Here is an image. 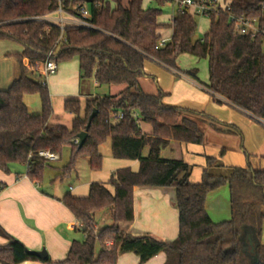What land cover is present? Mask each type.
<instances>
[{
  "label": "trees",
  "instance_id": "1",
  "mask_svg": "<svg viewBox=\"0 0 264 264\" xmlns=\"http://www.w3.org/2000/svg\"><path fill=\"white\" fill-rule=\"evenodd\" d=\"M66 11L71 5L88 4L90 23L96 30L57 27L40 22H13L20 18L44 16L57 8L55 0H5L0 8V41L21 47L19 54H8L18 68V77L8 89L0 91V172L8 175L14 165L25 167V177L32 183L42 181L44 168L51 163L38 157L50 152L59 159L69 150V161L57 177L69 178L76 161L86 158L88 168L102 167L99 148L109 140L115 160L138 163V170L119 169L106 184L94 182L86 197L64 195L60 202L77 223L81 241H72L64 260L44 264H116L119 255L132 253L144 264L164 253V264H264V173L251 167L231 168L229 177L202 172L199 183L189 181L190 167L178 147L201 146L202 125L190 115L210 121V117L163 104L166 96L159 92L149 96L142 92L139 80L145 76L144 64L156 63L166 71L178 72L202 85L218 105H227L264 121V37L240 36L229 17L257 20L264 29L261 4L264 0H223L227 10L209 17V28L201 40L195 39L196 23L186 13L175 14L168 24L159 21L160 10L146 9L143 0H61ZM160 6L161 0H154ZM95 3L99 8H93ZM169 41L159 46L163 33ZM54 62L76 58L80 82L94 81L98 87H121L115 96L64 101V112L71 116L70 127L50 124L53 115L46 82L34 80L30 70L42 65L59 37ZM207 61L208 80L200 83L197 70L182 72L181 55ZM27 61L28 68L23 65ZM37 95L41 110L30 115L23 103L25 96ZM96 111L90 127L88 118ZM123 118L114 122L113 117ZM138 121L150 127V134L140 129ZM87 137L79 148L77 136ZM227 133H237L229 130ZM214 163L206 158L207 166ZM108 187L112 189L110 192ZM226 186L230 219L213 223L205 210L210 193ZM135 187L173 188L178 213V236L163 244L150 237H132L119 225L133 220L132 192ZM5 185L0 183V194ZM108 210L111 224L96 228V212ZM0 264L42 262L30 255L26 247L0 227ZM248 238L252 240V248Z\"/></svg>",
  "mask_w": 264,
  "mask_h": 264
},
{
  "label": "crops",
  "instance_id": "2",
  "mask_svg": "<svg viewBox=\"0 0 264 264\" xmlns=\"http://www.w3.org/2000/svg\"><path fill=\"white\" fill-rule=\"evenodd\" d=\"M160 23L165 24L163 21ZM165 33L168 34V37L163 36V38L169 41L171 34L169 31H165L163 34L165 35ZM20 52L21 49L20 51L0 50V91L8 89L18 77L16 62L14 59L6 57V55L19 54ZM23 65L25 67L28 66L26 60L23 61ZM158 69L166 71L156 63L145 62V76L139 80L140 88L144 94L156 96L161 92L166 96H170V98H163V104L203 114L215 120L216 128L226 131L225 133L215 132L208 126L210 121L204 117L199 115L189 116L198 123L206 122V124L201 126L204 132L203 145H186L182 146L181 149L178 147L179 152L181 153L182 151L184 162L188 166L195 163V161L198 162V166L194 164L198 170L194 174L195 182L190 181L193 177L194 170L192 168L194 167L189 166V181L191 183L195 184L201 181L204 169H207L211 176L223 178L229 177L231 168L234 167L245 168L249 166L253 170L264 173V124H262V121H256L246 113L225 104H216L202 85L178 72L170 73L167 71L173 75V79L170 82H165L162 72ZM75 76L78 91L76 94L71 93L72 95H76L78 100L84 101L86 99L100 98L94 97L91 93L92 87H98L94 81L80 82L79 70ZM142 80H150L152 88L147 91ZM108 89L112 92V96H115L122 88L109 87ZM25 97L23 98V103L28 111ZM40 110L41 106L39 110H34L33 113L28 111V113L37 115ZM51 119L50 124L56 125L51 122ZM138 125L143 133L150 134V127L145 129L140 121H138ZM235 129L237 133H227V131ZM206 158L214 160V163L209 167L206 164ZM107 166L109 167L108 175L107 172L105 175H100L91 171L92 174H90L88 182L77 185L75 188L69 186L68 189L62 192L56 187H52L41 193L40 189L38 190L39 185L30 182L25 177V170L19 172L16 170L15 165L11 167V173L8 175L0 172V183L5 185L4 190L0 194V227L13 239L21 242L28 251L40 252L44 249L49 261L59 262L64 260L72 241H81L83 236L77 232L76 221L61 204L60 199L66 194H71L74 197H86L91 183L106 184L111 174L115 171L129 168L131 171L136 172L139 165L137 162L113 159L108 161ZM107 188L110 192L112 191L110 187L107 186ZM227 196L229 197L228 188L226 187ZM208 197L205 203V210L210 218L211 206H208L211 202H208ZM132 209V222L119 225L126 234L136 238L150 237L163 244H169L177 238L178 213L175 206L173 188L135 187L132 192ZM99 212L94 215L95 222L96 215ZM101 221L105 224L102 218ZM99 226L96 222L97 229H99ZM6 244L7 241L0 237V246H5ZM165 261V254L160 253L144 264H164ZM21 264L44 263L26 261ZM116 264L140 263L137 256L128 253L119 255Z\"/></svg>",
  "mask_w": 264,
  "mask_h": 264
},
{
  "label": "rangeland",
  "instance_id": "3",
  "mask_svg": "<svg viewBox=\"0 0 264 264\" xmlns=\"http://www.w3.org/2000/svg\"><path fill=\"white\" fill-rule=\"evenodd\" d=\"M217 1L220 5L222 6L224 5L223 0H217ZM143 7L146 9L160 10L161 16L159 18V21L160 22L163 21L165 24H167L170 21V18L172 17V14L174 12V8L171 5L166 4L160 6L154 0H143ZM194 20L196 23L195 39L201 40L209 28L210 21L205 18H197V17L194 18ZM163 36L168 37V34L165 33V35L163 34ZM20 49L21 47L15 43H11L8 41H0V50L20 51ZM57 66H58V70L56 75L43 78V76H41L39 73L40 65H35L34 67L35 71L31 75V77L34 80L41 82L45 81L47 83L50 101L53 110L51 122L56 125H61L69 128L72 118L70 115L64 112L63 104L64 101L67 99H77L76 95H72L71 93L76 94L78 91L77 81L75 76V74L77 75L78 72V61L76 58H72L71 60L58 63ZM177 66L182 72L197 70V78L200 81V83L202 84L207 83L208 80L207 61L205 59H199L197 57L184 54L178 58ZM158 70L162 72L164 76L163 80L165 82H170L171 79H173V75L169 74L167 71H164L162 69H158ZM142 81L144 82V87L147 91L152 88V83L150 80H142ZM108 88L109 87H105V86L97 87V88L92 87L91 93L94 95V97H100V98L104 96H112L111 94L112 92L109 91ZM166 97L170 98V96H165V98ZM79 101L81 106H83L84 100H79ZM25 103L28 107L29 113H33L34 110L37 111L40 108V100L37 95L26 96ZM143 125L145 129L149 127L146 124ZM99 152L103 157V159H102L101 170L98 171L97 174L105 175L107 172L108 175L109 167L107 166V163L108 161L113 160L111 156L109 140L106 141L99 148ZM68 161H69V150L66 148L63 150L61 157L57 162H54L44 168L42 181L38 184L39 185L38 190L40 189L39 191L41 193H44V191L47 188L49 189L52 187L54 188L56 187L59 191L62 192L68 189L69 186L75 188L77 185L89 181L90 174L92 173L88 168L86 158H80L76 161L75 171L69 178L63 180L59 179L57 175L59 174L60 169L63 166H65L68 163ZM194 164L198 166L197 161H195V163H193L192 165H189L190 167H194L192 168L194 170L193 177L190 179V181L192 182H195L194 174H196V172L198 171L197 167L194 166ZM15 166L17 168L16 170H18L19 172H23L25 170L24 166H19V165H15ZM208 200H209L208 202H211V204H209L208 207L211 206L210 218L212 219L213 223L225 222L230 219V209L228 203L229 197L228 196L226 197V186H223L217 189L216 192L211 193L208 197ZM101 218L103 219V221H105L104 222L105 224H103ZM96 222L98 225H100L99 229L104 227L105 225H110L111 219H110L109 211L103 210L99 212L96 215ZM262 237H264V233H262ZM262 241H264V239H262ZM251 248L252 246H250V251Z\"/></svg>",
  "mask_w": 264,
  "mask_h": 264
},
{
  "label": "built area",
  "instance_id": "4",
  "mask_svg": "<svg viewBox=\"0 0 264 264\" xmlns=\"http://www.w3.org/2000/svg\"><path fill=\"white\" fill-rule=\"evenodd\" d=\"M57 8L44 15L33 16L28 18H20L13 22H40L46 25V30L49 27H57L61 32L64 27L71 26L87 30H96V28L90 23V9L88 4L77 3L71 5L69 11H66L61 0H55ZM166 4L171 5L174 8L173 16L178 13H186L193 17L209 19L211 15H217L227 10L226 5H220L217 0H161ZM5 0H0V8ZM224 4V3H223ZM93 8H99L100 4L95 3ZM262 15H264V3L261 4ZM229 22L234 25L235 32L240 36H250L252 38L257 35L264 37V29H262L257 20H246L244 18L229 17ZM62 40L60 36L53 48L49 51L45 62L40 65L39 73L43 78L55 75L57 71V64L53 58L56 57V46ZM168 40L162 39L159 41V46L163 47ZM28 68V66H27ZM32 72L34 68L30 69ZM123 118L122 114H116L113 117L114 122H118ZM264 124V121H262ZM74 144H78V139L74 141ZM38 157L46 162L53 163L59 160L58 155L50 152H39Z\"/></svg>",
  "mask_w": 264,
  "mask_h": 264
},
{
  "label": "water",
  "instance_id": "5",
  "mask_svg": "<svg viewBox=\"0 0 264 264\" xmlns=\"http://www.w3.org/2000/svg\"><path fill=\"white\" fill-rule=\"evenodd\" d=\"M95 115H96V111L94 110L88 118L86 130L90 127L91 121L95 117ZM86 137H87L86 132H82L77 136L79 148L83 145L84 141L86 140ZM248 243L250 246H252V240L250 238H248ZM28 253L30 255L37 257L42 262L47 259V254L44 249H42L40 252L28 251Z\"/></svg>",
  "mask_w": 264,
  "mask_h": 264
}]
</instances>
